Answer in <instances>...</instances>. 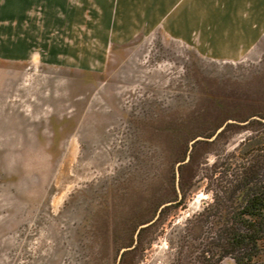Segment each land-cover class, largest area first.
Wrapping results in <instances>:
<instances>
[{
	"label": "rangeland",
	"instance_id": "374dc122",
	"mask_svg": "<svg viewBox=\"0 0 264 264\" xmlns=\"http://www.w3.org/2000/svg\"><path fill=\"white\" fill-rule=\"evenodd\" d=\"M255 115L264 0H0V264H185V141Z\"/></svg>",
	"mask_w": 264,
	"mask_h": 264
},
{
	"label": "trees",
	"instance_id": "16d2710c",
	"mask_svg": "<svg viewBox=\"0 0 264 264\" xmlns=\"http://www.w3.org/2000/svg\"><path fill=\"white\" fill-rule=\"evenodd\" d=\"M243 122L246 124L240 125L237 118L227 122L217 135L216 128L201 133L203 140L190 149V139L185 141L177 186L183 193L188 182L198 177L211 196V202L196 216L193 231L199 244L185 247V264H264V115L249 116ZM239 133L246 136L226 152L228 136ZM171 180L177 194L174 170ZM175 197L176 203L161 209L152 224L139 230L130 253L143 250L149 232L162 224L171 209L182 205L185 195L181 200Z\"/></svg>",
	"mask_w": 264,
	"mask_h": 264
},
{
	"label": "water",
	"instance_id": "95a60500",
	"mask_svg": "<svg viewBox=\"0 0 264 264\" xmlns=\"http://www.w3.org/2000/svg\"><path fill=\"white\" fill-rule=\"evenodd\" d=\"M228 123H232V121H229ZM225 125H226V124H225ZM225 125H224V126H225ZM224 126H222L221 128H219V129L217 130L216 135H217L218 133H220V132L223 130ZM216 135H215V136H216ZM215 136H213V138H214ZM197 140H203V138L200 137V138H198ZM187 161H188V157L186 158V162H187ZM169 205H171V204L169 203V204L162 205L161 208L159 209V211H160L161 209H163L164 207L169 206ZM153 222H154V221L149 222V223H145V224L141 225V226L139 227L137 233L139 232L140 229H143V228L148 227V226H149L150 224H152ZM137 233H136V235H135V238L137 237ZM133 247H134V246L129 247V248H125V249H123V250L121 251V253H124V252H126V251H129V250H131Z\"/></svg>",
	"mask_w": 264,
	"mask_h": 264
}]
</instances>
